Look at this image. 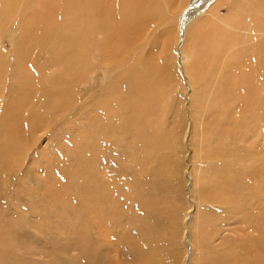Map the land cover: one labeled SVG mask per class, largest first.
<instances>
[{"label": "rangeland", "instance_id": "obj_1", "mask_svg": "<svg viewBox=\"0 0 264 264\" xmlns=\"http://www.w3.org/2000/svg\"><path fill=\"white\" fill-rule=\"evenodd\" d=\"M12 1L0 14V264H264V75L244 63L264 60V29H233L201 70L211 24L251 0H208L185 22L191 3L107 56L93 47L106 32L83 25L74 72L69 39L49 30L76 27V8L57 0L37 17L41 0ZM129 58L160 67L151 96Z\"/></svg>", "mask_w": 264, "mask_h": 264}, {"label": "bare ground", "instance_id": "obj_2", "mask_svg": "<svg viewBox=\"0 0 264 264\" xmlns=\"http://www.w3.org/2000/svg\"><path fill=\"white\" fill-rule=\"evenodd\" d=\"M0 1L4 2L3 6L0 5V8H1L0 14H1L3 10L8 9L9 7L8 1L10 3H12L13 1L12 0H0ZM56 1L57 0H41L42 9L39 12H37L36 16L37 17L44 16V15L47 16L46 13L51 11L50 8L52 7L53 3L55 4ZM63 1L67 5L69 3V6H65L64 4L66 8L67 7L76 8V13H74L73 15L75 16V19H76V24H75L76 27L73 26L67 31L58 32V33L54 32L52 28H50L49 34L54 35L56 39H69L68 48H69L70 53L72 52V54L67 55L66 65H68L70 67L69 69L73 72L77 70V68L81 65L82 60H83V56L79 52L80 44H77L73 40L74 38H78V40L81 38V35H82L81 28L83 25L92 32H96L99 34L106 32L105 33L106 37H102L101 41L94 42L93 47L96 49L97 48L101 49V54H100L101 56H107L105 54L106 50H109L110 53L111 52L117 53V52H121L122 50L127 51L124 45L126 46V44L128 43L126 42L128 38L135 37L137 38L135 40H138L137 42L142 41V38L144 37L143 32L145 30H147L148 28H155L156 26L159 25V23H163V22L169 23L167 21H169L173 16H176L177 14L176 11L181 10L182 7H185L192 3L191 6L187 9L186 15L184 16L185 17L184 21L186 22L190 16L200 11V9L201 10L204 9L208 4V0H62L61 2L63 3ZM104 1L109 2L110 4L104 5ZM219 2H223V1L221 0ZM59 3L58 4L56 3L55 5H59ZM72 3L76 7L72 5ZM228 3L233 4L232 10L229 13V15L224 20L221 21L220 25H218L219 23L213 22L211 24L210 32H208V34L205 36L202 35L203 40H202L201 62L203 63H201V70H207L209 64L212 65L213 64L212 62H217V59L223 50L224 42L226 41L227 38H231L233 36V34L230 33V32H233L232 31L233 29L237 28V30H239V28H241L248 32H253L255 30L264 29V20H263L264 10L261 11V7H264L262 0H259V2L257 0H251L245 4L244 2H235V1H229ZM70 4L73 7H71ZM230 4L229 6H231ZM222 5H217L216 3V5H214L213 7L215 6L222 7ZM207 7L202 12L207 10ZM56 8L54 9L56 10ZM67 10L69 9L67 8ZM72 10L70 9V11ZM70 11L68 12L71 14ZM74 11L75 10H73V12ZM208 12H210V8ZM179 13L181 12L179 11ZM217 17H219L218 14L215 16V18ZM171 31L172 33H175V34L177 33V36H178V29L177 31L176 30H171ZM167 34H168V38L167 40L165 39V41L167 42V46L168 47L170 46L171 48L173 47L174 38L171 32ZM175 34H174V37H176ZM164 35H165V32L164 34H161V36H164ZM179 36H180V33H179ZM150 38L151 37H149V39ZM178 39H177V42L175 41L177 43V44L175 43L176 49L180 48L178 47V43H179ZM146 40H148V38ZM151 40L152 38L150 39V42ZM251 40L255 41V38L253 37L250 39V41ZM129 42L131 41L129 40ZM142 42L139 48L141 50H142ZM61 43L62 41L61 42L59 41L58 43H54V48L59 47V44ZM164 44L166 45V43ZM143 46H145V44ZM251 46L252 44L249 45V48ZM255 47L256 46H253L252 49H255ZM107 54H109L108 51H107ZM129 59L131 61V65L133 66L132 67L133 72L134 74H136L135 76L138 77V79H143L144 76L146 77L148 76L145 82L146 83L148 82L147 87L151 91V94H150L151 96L156 91V87L158 88L159 79H162L160 77L161 76L160 73L158 72L160 71V67L158 68L157 66V68L155 69L148 68V66H145L146 64L144 65L140 61L135 63L133 59L131 58ZM136 59L134 58V60ZM246 62H250L252 65L260 68L264 75V60L263 59H261L260 57L248 56L247 59L244 61V63ZM253 74H254V69H251L250 72L248 73V76H252ZM202 75L203 77H206L207 73L202 72ZM154 78L158 79L156 82L153 81L155 83L152 82ZM151 82L153 83L152 84L153 86L150 85ZM143 83H140V84H143ZM140 84L138 85V87H140ZM153 87H155V90ZM140 100H142L141 102H143V99H140ZM260 103L261 105L264 106V100H261ZM177 195L180 196V193ZM93 257L95 258V260L93 261V264H100L98 260L96 259V256L94 255Z\"/></svg>", "mask_w": 264, "mask_h": 264}]
</instances>
